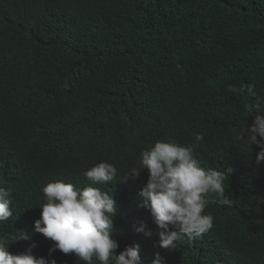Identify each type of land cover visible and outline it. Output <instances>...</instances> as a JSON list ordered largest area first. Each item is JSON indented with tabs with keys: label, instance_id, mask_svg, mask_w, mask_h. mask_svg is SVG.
<instances>
[{
	"label": "trees",
	"instance_id": "trees-1",
	"mask_svg": "<svg viewBox=\"0 0 264 264\" xmlns=\"http://www.w3.org/2000/svg\"><path fill=\"white\" fill-rule=\"evenodd\" d=\"M257 103L264 110V0H0V186L13 212L0 239L50 258L54 241L34 231L43 187L92 185L85 171L107 161L114 180L92 186L115 200L117 254L138 243L142 264L157 252L164 264H264V161L239 137ZM169 140L224 171L232 201L209 203L213 227L175 249L158 246L163 229L142 205L148 170L127 177Z\"/></svg>",
	"mask_w": 264,
	"mask_h": 264
},
{
	"label": "clouds",
	"instance_id": "clouds-1",
	"mask_svg": "<svg viewBox=\"0 0 264 264\" xmlns=\"http://www.w3.org/2000/svg\"><path fill=\"white\" fill-rule=\"evenodd\" d=\"M255 108L258 114L254 116L253 124L242 128L239 137L248 140L250 145H258L260 151L255 162L259 165L264 161V110L261 103ZM194 139L196 143L202 142L203 134H195ZM194 148L195 144L182 145L174 140L157 141L142 152V167L134 168L127 175L138 176L142 169L149 172L139 195L155 224L163 229L159 232L158 246L161 248L175 249L177 242L185 238L191 241L208 232L214 220L205 212L209 203L228 206L232 203L225 195L226 173L202 167L193 154ZM230 172L231 169H227V175ZM116 174L114 164L107 161L97 163L84 173L92 185L112 182ZM92 185L81 188L72 182H48L42 189L45 202L40 206L41 216L34 222V231L54 241L49 249L50 258H36L31 252L12 254L8 251L9 242L0 239V264H57L55 258H51V253L56 250L74 254L85 264H94V261L99 264H142L138 243L126 246L117 254L119 243L112 235L115 200L109 191ZM11 201V189L0 186V222L13 215ZM170 224L174 230L168 231ZM137 231H144L143 226ZM152 264H164L159 252Z\"/></svg>",
	"mask_w": 264,
	"mask_h": 264
}]
</instances>
